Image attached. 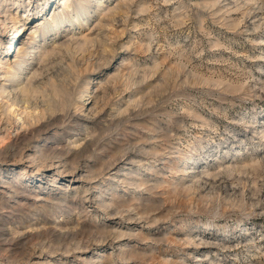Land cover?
Returning a JSON list of instances; mask_svg holds the SVG:
<instances>
[{"label": "rangeland", "instance_id": "rangeland-1", "mask_svg": "<svg viewBox=\"0 0 264 264\" xmlns=\"http://www.w3.org/2000/svg\"><path fill=\"white\" fill-rule=\"evenodd\" d=\"M127 1L113 3L134 6L127 24H113L119 36L101 31L121 57L90 74L86 127L54 124L50 140L24 143L55 149L76 172L0 159L14 185L0 177V264H264V0ZM92 4L91 34L108 22ZM63 36L71 44L57 56L82 54ZM4 41L0 56L14 61ZM133 64L147 76L129 78Z\"/></svg>", "mask_w": 264, "mask_h": 264}, {"label": "bare ground", "instance_id": "bare-ground-1", "mask_svg": "<svg viewBox=\"0 0 264 264\" xmlns=\"http://www.w3.org/2000/svg\"><path fill=\"white\" fill-rule=\"evenodd\" d=\"M56 1L57 0H0V46L3 45L5 42L4 40H8L6 44H8L9 48L15 45L13 51L15 50L14 52H16L14 61H4V58L0 56V123H2V126L0 125V159H6L10 156L16 158V161L28 159L31 164L37 163V168L46 166L45 164H49V166L53 168L54 166H58L57 169L59 170H57V172L59 174H64L69 164L72 168L68 170L73 173L76 172V169L73 168V163L69 162L67 157L65 159L61 156L57 157V151L51 147L40 148L41 146H36L37 150H27L26 148L28 146L26 147L24 143L28 145L30 141L36 138L39 139L41 136L46 140H50L53 136H48L46 132L49 127L54 126V124L63 125L69 122L80 124V127L85 126L83 123L81 124L79 120L88 119V116H85V106L93 102L86 103L91 100L89 97L91 95L90 74L96 71H100L99 73L103 72L105 68L109 67L110 61L116 59L119 55L116 53L118 51L116 43L112 46L108 45L107 40L101 37V31L110 28L111 33L108 32L106 34L107 38L110 36L109 34L119 36V32L115 29L113 24H127L129 22L128 16L134 6L132 7L128 4L123 6L118 3L116 6H113L116 0H78L77 2L71 3H69V0H61V2H63L61 4L63 11L41 23L43 17L46 16L47 10L50 8L48 11L50 12ZM39 2H41V4L34 9V4ZM127 2L131 3L132 0H128ZM92 3H96L98 10L103 9V12H108V22H102L100 18L101 21L96 20L97 25L94 27L96 32L91 34L89 32L92 30V26H94L91 22H93V14H96V12L89 10V6ZM97 14L101 15V13L98 12ZM123 14L125 16L121 21H118L116 16H121ZM31 18H38L41 20H38L37 25L30 30L28 26L31 23ZM18 24L21 25L15 32L11 33V38H6L4 34L10 32L8 31L9 28L17 26ZM136 27L137 26H135V28ZM28 32V40L20 42L21 39L27 36ZM67 32H69L72 37L79 39L77 42L83 48L82 54L78 56L75 54L70 56L66 54L60 57L57 56L60 47H67V45L69 46L71 44L63 41V34ZM121 33H126L125 28L122 29ZM20 34L21 36L19 37ZM18 37V41L14 42L13 40ZM148 44H151L149 40ZM119 48L126 49V45L120 44ZM119 56L121 57V55ZM126 61L127 59H123L122 62ZM40 63L42 64L40 65ZM120 69L121 68L117 70V78L125 76ZM129 71V78L140 73L145 77L147 76L146 70L141 72L134 64ZM101 83H103L102 80L98 82V84ZM96 88L98 89V85H96ZM102 90L105 91L106 88L103 87ZM77 96L82 100V103L80 102L81 104L75 101ZM85 98L87 99L84 100ZM95 99L98 100V98ZM95 106H97L96 102ZM71 108H75L73 109L74 114L70 112L72 110ZM99 110L101 109L99 108ZM76 127H78V125H76ZM85 129L86 128H84V130ZM91 144H89V146ZM76 154L78 155V153ZM60 169L63 170V172ZM1 175H3V177L0 176L2 180H4L3 183L11 190L14 185L10 184V180L7 176L9 174L6 172ZM11 175L13 176V174ZM91 175L89 178L90 180L93 179ZM82 177L84 176H79L80 179ZM25 182L22 184L25 187L41 185V181L38 178L30 182ZM143 184V181L139 183L140 186ZM14 192L18 193V189H14ZM31 227L32 226H30V228ZM53 227L56 228V226ZM54 231H56V229ZM64 233H61V235ZM5 252L8 251L0 247V257H4ZM8 257H10V255ZM38 257L40 261H45V259H47L44 253H41ZM7 263H10V261ZM11 263L14 264V262Z\"/></svg>", "mask_w": 264, "mask_h": 264}]
</instances>
